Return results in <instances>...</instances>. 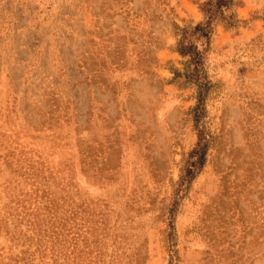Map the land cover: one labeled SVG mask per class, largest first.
I'll return each mask as SVG.
<instances>
[{
    "label": "rangeland",
    "instance_id": "obj_1",
    "mask_svg": "<svg viewBox=\"0 0 264 264\" xmlns=\"http://www.w3.org/2000/svg\"><path fill=\"white\" fill-rule=\"evenodd\" d=\"M208 1L0 0V264H264V0L181 55Z\"/></svg>",
    "mask_w": 264,
    "mask_h": 264
},
{
    "label": "trees",
    "instance_id": "obj_2",
    "mask_svg": "<svg viewBox=\"0 0 264 264\" xmlns=\"http://www.w3.org/2000/svg\"><path fill=\"white\" fill-rule=\"evenodd\" d=\"M233 4V0H209L206 4L205 8H202V12L204 14V22L203 24L196 25L192 32L187 33V29H183L182 36L180 40L178 41V49L177 51L181 55H188L191 58L196 57L197 51L193 44H191L190 39H188L189 35H193L197 33V39L204 37L208 38L210 36V27L211 24L215 21H219L221 23L227 22L225 25H233V23H230L228 20L231 19L230 15L224 14V11L231 8V5ZM206 143L202 142V139H198V142L196 143L195 148L191 151V153H200L202 154V151L204 149V145ZM202 157L200 155L197 156L195 161H192L190 163V169L187 171V173L184 175V177L190 176L195 168L198 166L199 163L202 162ZM200 165V164H199ZM184 179V178H182Z\"/></svg>",
    "mask_w": 264,
    "mask_h": 264
}]
</instances>
